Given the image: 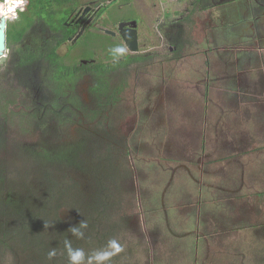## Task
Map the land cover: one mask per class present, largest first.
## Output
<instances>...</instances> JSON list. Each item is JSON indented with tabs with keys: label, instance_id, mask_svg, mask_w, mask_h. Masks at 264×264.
I'll return each mask as SVG.
<instances>
[{
	"label": "rangeland",
	"instance_id": "rangeland-1",
	"mask_svg": "<svg viewBox=\"0 0 264 264\" xmlns=\"http://www.w3.org/2000/svg\"><path fill=\"white\" fill-rule=\"evenodd\" d=\"M194 1L53 3L62 13L56 14L58 22L75 6L94 9L100 4L103 11L88 30L100 34L87 33L59 47L64 65L89 56L104 64L117 47L130 53L115 23L135 17L138 53L150 55V68H138L135 88L122 102L109 104L103 115L38 128L29 113L39 97L45 101L37 104L48 105L49 90L27 89L15 79L0 78V90L11 98L1 103L8 113L23 115H10L0 125V232L17 227L20 231V215L42 201L47 212L36 215V235L49 242L40 248L30 235L22 243L20 237L10 240L0 233V264H69L66 239L74 249L84 250V264L97 247L108 250L113 239L123 251L104 264H264V80L257 74L264 68L255 56V45H260L255 37L261 38L264 31L262 18L256 16L264 0ZM0 3L1 15L14 8L7 17L9 25L23 5L15 6L12 0ZM103 29L116 31L114 39ZM174 36L188 39L191 49L168 62L163 56L171 55ZM9 58L0 65V74ZM82 72H75L72 79L76 78L74 86L84 105L91 106V73ZM206 83L209 92L203 96ZM200 135L206 157L214 155V168L228 160L234 163V172L248 166L263 184L254 190L261 193L255 212L235 216L232 224L222 223L219 236L212 232L215 225L196 211L197 199L205 195L199 190ZM85 220V238L77 239L69 229ZM228 227L233 237L223 232ZM46 248L47 256L56 250L51 260L41 257Z\"/></svg>",
	"mask_w": 264,
	"mask_h": 264
},
{
	"label": "trees",
	"instance_id": "trees-1",
	"mask_svg": "<svg viewBox=\"0 0 264 264\" xmlns=\"http://www.w3.org/2000/svg\"><path fill=\"white\" fill-rule=\"evenodd\" d=\"M69 1L71 0H23L24 9L22 11H16L14 16L18 20L14 19L13 22L8 25L7 42L10 47L25 41L31 28L37 22L44 23L51 30L56 29L61 31L52 37L46 36L42 41H38L39 45L37 50H32L31 47L27 50L21 49L17 54L19 57L17 64L14 66L12 65L10 68L11 73L4 76L5 78L15 79L17 83L25 84L29 89L35 86H37L36 88H38V90L42 89V87H46V90H51L53 92L50 100H47L49 102L48 105L45 104L41 107L37 104L45 101L42 97H39L37 98V103L31 108L29 116L35 121L36 128L40 127L41 124L45 126L49 122H55L57 124L71 123V120L76 117L80 118L81 116L88 120H92L95 117L103 115L109 104H114L115 106L116 103L122 102L126 93L135 88L137 82L136 70L138 68L140 70H148L150 68L148 62L150 55L148 53H124L122 55L118 50L114 51L116 52L115 56L113 58L109 57L105 60L106 62H104V64L103 62L97 61L94 63L95 58L89 56L71 66L64 65L62 63L63 56L60 55L58 47L67 41L68 36L74 33V29L65 24L67 15L73 8L67 10L65 14H63V19L58 22L56 14L62 13L60 10L58 11L60 8L57 10L53 8V3L67 5ZM196 1L197 0L194 2ZM181 32L182 29H178L177 33L180 34ZM175 36L170 41V45L173 48L171 55L169 57L163 56V60L168 62L177 61L181 59V56L190 53V41H188V39L182 40L180 36L175 38ZM106 37L109 38L110 36ZM28 47L29 46H27V48ZM118 48L119 47L116 49ZM82 70L86 73H91L90 82L92 85L89 86V95L92 100L91 106H88L86 103V106L84 105L74 86L76 78L72 79V75L75 74V72H82ZM49 71H52L51 73L54 74L50 76ZM37 93L39 94L38 91ZM3 95L5 96L3 97ZM206 95L207 92H205L204 96ZM3 99H6L7 102L11 101L10 96L7 97L4 90H0V115L4 116L0 118V125L4 124V120H8L10 115L17 114L18 116H23L22 113H8L6 111V105L1 103ZM59 99L64 101V103H54V101ZM1 134L0 131V136ZM48 175H50V173L48 171L45 172V176L49 177ZM47 183L49 187L53 184L52 180L47 181ZM38 204H40V206L34 208L32 210L33 212L31 211L28 214L20 215V219H18V223H20L21 226L19 229L20 231H18V227L14 228L12 231L4 229L0 232L1 236L10 240L20 237V240L24 243L27 241L28 235H30L31 237L29 238L34 242L37 241L40 248L45 246V244H49V242L44 243L42 237L36 235L39 231L36 215L47 212V203L40 201ZM12 232L18 234H10ZM47 249L48 248L44 249L43 254H41L42 258L48 257L45 255ZM98 251L101 250L97 247V252ZM65 256L66 255H64V257Z\"/></svg>",
	"mask_w": 264,
	"mask_h": 264
},
{
	"label": "crops",
	"instance_id": "crops-1",
	"mask_svg": "<svg viewBox=\"0 0 264 264\" xmlns=\"http://www.w3.org/2000/svg\"><path fill=\"white\" fill-rule=\"evenodd\" d=\"M259 8L260 9L257 10L256 17L262 18L264 22V8H262L261 6H259ZM262 29H264V27H262ZM262 32L263 35L261 36V38L258 36L255 37V41H259L260 45H263L260 46L257 42V45H255V56L258 57L257 61L261 62L264 68V31ZM257 74L260 75L261 80L262 78L264 80V73ZM208 88L209 87L206 83L205 92L207 93L209 92ZM204 107L206 109L207 104H205ZM200 136L201 139L199 141H201V159L199 162V167L201 172L199 171V175L201 181L199 180V190H203L205 192V195L204 198L197 199L198 203L196 204V211L199 214V218L201 217V219L208 221L210 225H215L212 229L216 228V231L212 232L217 235V228L220 225H225L222 223L232 224L231 222H234L235 216L239 214L249 215L255 212L253 206L256 205V200L258 203V197L261 196V193H255L254 190L256 189V187H258V183L260 184V187L261 185L263 186V184L261 181L258 182L259 180L256 177L257 173L255 171H250L248 169V166H245L242 172H234V163L228 160L227 163H218L219 165L217 166L219 167L214 168L211 165V158H214V155H211L213 153H210L208 157H206V152H204V147L202 145L205 140L203 139L202 135ZM247 158L249 159V156H247ZM251 165L253 166L254 164ZM224 169H227V172L225 175H222L220 172ZM262 203H264V201ZM231 229L232 227L230 229L228 227V230L223 232L230 233L229 237H233L234 232H231Z\"/></svg>",
	"mask_w": 264,
	"mask_h": 264
},
{
	"label": "flooded vegetation",
	"instance_id": "flooded-vegetation-1",
	"mask_svg": "<svg viewBox=\"0 0 264 264\" xmlns=\"http://www.w3.org/2000/svg\"><path fill=\"white\" fill-rule=\"evenodd\" d=\"M1 1V0H0ZM133 0H128V2L132 3ZM6 2V1H5ZM109 3V2H108ZM17 4V3H16ZM16 4H14L16 6ZM20 4V3H18ZM23 6L19 9H17L16 11H21L24 9V3L22 2L21 3ZM86 6H89V5H86ZM86 6H75L73 8L72 11H70V13L67 15V21H65V24H67V26L71 27L74 29V33L70 36H68L67 40H76L78 41V39H80V37H83L85 34L87 33H90V34H95V35H98L100 33L98 32H95V31H88L91 29V26H93L95 24V19L97 16H99L100 14H102V6L100 4H97L96 8L92 9L91 6H89V9L87 10H84ZM101 11V12H100ZM16 13V12H15ZM135 20L136 21V28H137V33H138V44H139V32H138V18H135V17H132L130 19H125V20H119L120 21H126V22H130V21H133ZM116 24V27H117V32H118V22L115 23ZM42 30L43 31V34L39 35V31ZM51 29L46 26L44 23H36L30 30V33L28 34V37H26L25 41H23L22 43L20 44H15V45H18V49L16 48H13L14 46L10 47L8 42H7V32H8V21L6 20V26H5V35H6V49L3 51V53H7V55L5 56V59L3 62L0 63L1 64H4V62H6L7 58H9V54L8 52L10 51V49L12 50L11 54L12 56L9 58V63L7 64V66L5 67V70L3 72V74L1 73L0 74V78H5L4 76H6L8 73H11L10 71V68L12 67V65L14 66L15 64H17V61L19 60V57H18V52L21 50V49H29L30 47L32 48V50H37L38 48V41H42L47 35V31H50ZM104 33H105V29H103ZM110 31H113L115 32V34L117 33L116 31L114 30H110ZM61 31L60 30H56V29H53L50 33V36L52 37L53 35H56L58 33H60ZM105 34H108V33H105ZM115 34H109V36L111 38L114 39V35ZM118 36L119 38L122 40L123 44H124V41L123 39L121 38V36L119 35L118 33ZM49 37V36H48ZM32 39V41L30 43L29 40ZM28 44V45H27ZM29 44H31V46H29ZM63 44V43H62ZM61 44V45H62ZM60 45V46H61ZM27 46H29L27 48ZM59 46V47H60ZM125 46V44H124ZM58 47V49H59ZM39 50H40V47H39ZM38 50V51H39ZM129 50V49H128ZM130 51V50H129ZM139 50L137 52H131L130 53H138ZM61 55V54H60ZM85 61V60H83ZM14 63V64H13ZM83 73V72H82ZM30 76V75H29ZM25 77V76H24ZM32 78V77H31ZM26 81V80H25ZM17 82V81H16ZM20 86L19 87H23V88H27V86L25 84H22V83H19ZM208 85V84H207ZM29 89V88H27ZM45 92V90H43ZM50 94H53V92L51 90H49ZM45 97V96H44ZM49 104V102H47ZM47 105V104H46Z\"/></svg>",
	"mask_w": 264,
	"mask_h": 264
},
{
	"label": "clouds",
	"instance_id": "clouds-1",
	"mask_svg": "<svg viewBox=\"0 0 264 264\" xmlns=\"http://www.w3.org/2000/svg\"><path fill=\"white\" fill-rule=\"evenodd\" d=\"M122 55L126 52V49L123 47H119L117 49ZM5 56L7 53L4 54ZM88 224L87 221H81L78 226L72 227L69 231L75 236L77 239L85 238L84 229H87ZM65 249L67 251L69 264H84L85 262V252L81 248H73L71 241L65 240ZM108 250L98 251L94 255L87 257V264H104V262L109 261L113 256L119 254L123 251V248L116 240H110L107 245ZM56 256V250L52 249L48 252V259L51 260Z\"/></svg>",
	"mask_w": 264,
	"mask_h": 264
},
{
	"label": "water",
	"instance_id": "water-1",
	"mask_svg": "<svg viewBox=\"0 0 264 264\" xmlns=\"http://www.w3.org/2000/svg\"><path fill=\"white\" fill-rule=\"evenodd\" d=\"M89 9V6H86L84 10ZM9 14V13H8ZM8 14H0V63L4 61L5 55L3 51L6 49V35H5V26ZM105 32L108 34H115V32L105 29ZM118 33L124 41L125 46L131 52H137L139 50L138 44V33L136 28V21H120L118 24Z\"/></svg>",
	"mask_w": 264,
	"mask_h": 264
},
{
	"label": "snow or ice",
	"instance_id": "snow-or-ice-1",
	"mask_svg": "<svg viewBox=\"0 0 264 264\" xmlns=\"http://www.w3.org/2000/svg\"><path fill=\"white\" fill-rule=\"evenodd\" d=\"M22 2H23V0H12L13 4L22 3ZM8 12L14 14V8H12V7L8 8Z\"/></svg>",
	"mask_w": 264,
	"mask_h": 264
},
{
	"label": "bare ground",
	"instance_id": "bare-ground-1",
	"mask_svg": "<svg viewBox=\"0 0 264 264\" xmlns=\"http://www.w3.org/2000/svg\"><path fill=\"white\" fill-rule=\"evenodd\" d=\"M2 3H0V8L2 7V5H1ZM1 13H3L4 14V12L2 11Z\"/></svg>",
	"mask_w": 264,
	"mask_h": 264
}]
</instances>
